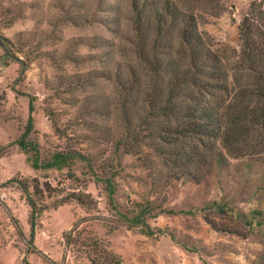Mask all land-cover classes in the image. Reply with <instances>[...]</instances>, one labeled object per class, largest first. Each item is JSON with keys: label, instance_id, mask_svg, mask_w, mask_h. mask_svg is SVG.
<instances>
[{"label": "rangeland", "instance_id": "obj_1", "mask_svg": "<svg viewBox=\"0 0 264 264\" xmlns=\"http://www.w3.org/2000/svg\"><path fill=\"white\" fill-rule=\"evenodd\" d=\"M252 4L264 12V0H0V264H264V131L230 149L181 132L200 123L193 110L232 102L220 79L189 83L192 50L205 75L230 66ZM198 34L200 48L183 40ZM29 102L41 161L77 151L91 169L31 168L16 144ZM32 179L54 188L45 204L84 200L44 211L33 237L7 184Z\"/></svg>", "mask_w": 264, "mask_h": 264}, {"label": "trees", "instance_id": "obj_2", "mask_svg": "<svg viewBox=\"0 0 264 264\" xmlns=\"http://www.w3.org/2000/svg\"><path fill=\"white\" fill-rule=\"evenodd\" d=\"M159 13L158 11L156 14L159 15ZM251 16V18H244L239 28L241 48L238 55L230 66H223L220 72L208 71L207 75H205V71L199 69L195 62L198 54L193 52L195 51L194 49L192 50L193 54L189 58V83L194 84L196 76L220 79L226 85H219L216 88L225 93L227 97L229 96L232 102L226 104L225 107L223 106L222 109L208 105L193 110L192 116L200 123L198 125L197 123L196 125H189V127L181 131L182 134L184 132L187 134H202L201 136L220 140V144L224 149H230L233 143H239L245 136V138H248L247 136L252 134L257 128L264 131V49L259 47L256 42L257 35H261L259 27L264 26V12L259 5L252 4ZM260 17L263 21L262 25L259 24ZM183 40L185 42L189 41V45H194L196 48H200L202 45L199 34L198 36L189 37V39L184 35ZM209 59L217 62L216 57H209ZM28 111L27 125L16 144L28 156L27 161L34 171L61 170L70 167L76 161L87 163V166L90 169L92 168L89 160L77 151L57 152L49 160L41 161L38 145L27 139L33 120L31 102H29ZM111 173L115 175V171ZM102 180L107 195L112 198L115 193L112 180L110 178ZM10 183L18 185L17 187L24 197L25 204L29 208L28 223L31 228V237L34 236L37 218L50 207L59 206L70 199L84 204L82 195H68L51 205L45 204V199H51V194L54 191V188L48 182L41 183L37 179H32L29 182L10 180L7 184ZM135 220L138 221L139 217ZM136 224L139 223L137 222Z\"/></svg>", "mask_w": 264, "mask_h": 264}]
</instances>
